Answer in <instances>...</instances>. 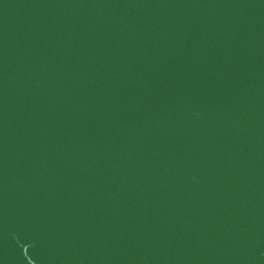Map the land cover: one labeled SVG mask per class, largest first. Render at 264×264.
<instances>
[{"label":"water","instance_id":"1","mask_svg":"<svg viewBox=\"0 0 264 264\" xmlns=\"http://www.w3.org/2000/svg\"><path fill=\"white\" fill-rule=\"evenodd\" d=\"M0 264H264V0H0Z\"/></svg>","mask_w":264,"mask_h":264}]
</instances>
